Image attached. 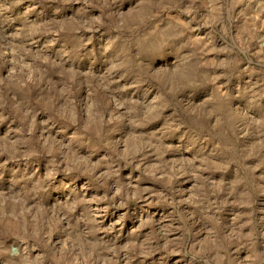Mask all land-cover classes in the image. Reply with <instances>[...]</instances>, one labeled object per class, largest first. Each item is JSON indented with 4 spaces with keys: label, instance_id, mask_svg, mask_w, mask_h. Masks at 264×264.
<instances>
[{
    "label": "clouds",
    "instance_id": "clouds-1",
    "mask_svg": "<svg viewBox=\"0 0 264 264\" xmlns=\"http://www.w3.org/2000/svg\"><path fill=\"white\" fill-rule=\"evenodd\" d=\"M71 2L63 0L64 4ZM75 2L81 4V0ZM183 2L130 0L127 7H121L117 6L118 0H83L82 7L73 10L70 15L57 16L62 9L54 8L52 17L45 18L42 23L26 25L10 35L0 30V59L11 53L10 62L13 65L7 78L0 77V89L22 90L28 82L44 83V75L49 69L60 70L66 77L56 88L55 97L52 95L51 81L45 85L49 103L56 100L52 104L55 119L51 116L40 119L41 134L36 141H33V134L41 110L26 98L17 99L16 95L12 96L9 105L3 91H0V108L10 107L22 121V126L17 128L9 124L5 134L0 136V157L7 155L12 161H29L42 153L51 157L43 161L39 168L33 165L36 170L42 169L40 176L36 175V170L30 171L26 164L9 168V160L0 163V169H6L9 173L7 178L0 173V264H122V260L123 264H132L137 255L146 257L160 250L159 240H163V250L171 248L172 254L180 255L178 249L182 250V238L168 239L176 231L174 219L162 226L165 219L162 213L158 216L149 210L147 218L144 212L139 215L133 213L137 224L128 229V234L135 235L145 228L153 231L146 233L143 240L137 237L136 240L122 241L117 246L115 241L118 237L106 238L100 234L114 232L117 224L123 230V216L105 227L98 216L107 209L90 215L83 212L77 214V208L81 205L108 200L107 194H92L89 198L85 185L79 186L78 190L71 181L57 179L62 172L65 176L77 172L92 176L104 184L115 180L116 194L123 195L121 206H124L127 200L145 198L144 192L148 190H131V185L121 183V162L125 166L134 164L137 157H141L138 167H142L143 160L147 159L143 154L154 155L159 163L147 167L145 174L166 180L169 185L182 175L195 174L198 170L194 167V160H183L181 167L163 160L168 151H191L194 137H190L188 143L174 145L165 143L166 138L155 130H144L147 123L163 115L168 107L183 113V118L178 112L170 113L165 118V129L175 132L187 129L177 140L183 141L194 128H206L219 141L218 151L200 145L210 156L201 159L199 171L227 173L231 169L233 175L216 179L201 175V182L190 190L187 199L176 200L178 191H174L173 197L152 195L158 197V202L172 203L174 208L185 203L193 205L197 211L189 212L187 219L198 216L196 222L211 223V228L207 223L202 225L208 236L199 252L195 253L204 257L214 254L211 260L205 258L204 264H225L226 261L227 264H264V251L257 247L258 241L264 240V216L256 219L255 210L237 214L233 218V226L227 228L222 227L218 215L241 185H244L245 191L241 193L240 206L253 207L256 190L253 179L261 186L259 194L264 195V173L255 175L264 168V158L253 165L245 163L264 152V113L253 115L250 108L251 103L264 100V81L244 88L237 84L226 92L224 89L228 88V84H220L219 81L231 82V76L243 61L231 55L223 59L206 58L209 52H236L249 59V67L244 68L243 72L255 73L257 69L251 66L249 56L255 43L258 50L252 55L256 64L264 69V35H260L264 32V20L261 19L264 16V0H206L209 15L203 20L202 27L218 26L222 38L230 37L233 30L236 32L231 45L219 48L210 34L189 35V32L195 31L190 28V22L186 24L175 16L165 17V13L179 8ZM195 3L196 0H191L181 11L195 19ZM3 8L0 5V9ZM91 8L101 9V15L89 14ZM106 22L114 34L103 38L100 55L105 57V62L99 75L91 65L81 68L73 59V53L86 48L91 38L85 41L80 36L76 46L63 48L58 59H52L41 50L33 53L28 46V42L40 31H55L57 34L94 32L99 31V26ZM86 55L94 58L97 50L93 48ZM29 56L33 58L31 63L26 62ZM36 60H41L48 68H42L35 63ZM91 64H95V59L91 60ZM211 68L224 71L216 74L209 71ZM121 81L127 82L122 87L113 88ZM148 82H155L158 89L146 88L139 96L133 93L132 97L135 98H118L119 93L127 92L130 88L138 89L142 83ZM209 84L216 87L205 91ZM81 88L84 94L77 98L75 92ZM101 93L107 94L108 104L113 105L111 111ZM249 94L251 100L245 102L244 98ZM7 119L0 112V123ZM60 121L64 123L57 127ZM110 125L115 126L108 127ZM54 127L55 133L51 131ZM252 129H256L261 137L255 153L246 152L232 140V137L238 140V134L248 135ZM91 133L98 138L99 145L84 139ZM98 146L108 148L110 152L107 156L108 170L100 175H96V171L101 163H92ZM200 155L203 156V153ZM233 165L236 167L233 168ZM61 189L67 191L61 192ZM147 199L150 200L151 196ZM261 210L264 211V208ZM180 218L186 226L184 214ZM241 220L244 222L239 223ZM153 243H157L155 249L152 248ZM233 244L237 252L247 250L244 256H237L234 261L228 253V248Z\"/></svg>",
    "mask_w": 264,
    "mask_h": 264
},
{
    "label": "rangeland",
    "instance_id": "rangeland-1",
    "mask_svg": "<svg viewBox=\"0 0 264 264\" xmlns=\"http://www.w3.org/2000/svg\"><path fill=\"white\" fill-rule=\"evenodd\" d=\"M130 3V0H118V5L121 7H127ZM191 3V0H184L182 4H180L179 8H173L169 12L165 13V17L167 16H175L179 19L183 20L186 24L190 22V28L195 30L189 32V35L195 37L197 35L205 36L211 35L214 39L216 47H222L226 45H231L232 38L236 35L235 30H233L232 35L230 37H223L219 31V27H202V22L209 15V9L206 7V0H196V3L193 7L196 11L193 13L195 19L192 16H188L184 14L181 9L186 7ZM83 0H81V4H77L75 0H72L71 3L64 4L63 0H0V5H3L4 8L0 9V30H4L6 35H10L14 33L17 29L24 28L26 25H30L33 23L39 24L44 21L45 18L52 17V9L61 8L62 12L57 13V16L70 15L71 12L77 8L82 7ZM115 7V6H114ZM243 7V6H241ZM255 7V5H253ZM101 9L99 8H91L89 9V14L91 15H101ZM264 20V16L261 17ZM113 30L109 27L107 22L103 26H99V31L94 32H81V33H66L61 32L57 34L55 31L53 32H45L40 31L37 32L33 37L32 41L28 42V46L33 53L41 50L45 55L52 56V59H58L59 55L63 48L67 47L72 49L76 46V41L80 36H83L85 41L91 38V43L87 45L86 48H82L79 52L73 53V59L75 63L81 67L86 68L91 65L92 69L97 72V74H102L99 70L104 65L105 57L100 55L102 50L101 46L103 44V38L113 35ZM260 35H264V32L260 33ZM19 43V41H17ZM95 48L97 50V55L94 58H90L86 53H90L91 50ZM258 50V45L253 43L249 52V56L251 57L252 64L251 66L257 71L255 73L243 72L244 68L249 67V59L245 58L243 55H239L236 52L232 53H214L209 52L206 57L209 60L214 59H223L227 58L231 55L233 58H238L242 60L243 63L240 64L238 70L231 76V82L228 80L219 81L220 84H228V88H225L224 91H229L235 85L239 84L241 88L248 87L251 84L264 81V69L260 68L256 62L255 57L252 55ZM55 54V55H53ZM111 55V53H109ZM95 59V64H91V60ZM11 61V53H7L4 55L3 59H0V77L7 78L9 76L10 70L13 65ZM33 58L29 56L26 62L31 63ZM36 64L41 65L42 68H48L47 64H42L41 60H36ZM210 72L220 74L223 72V69L211 68ZM66 79L65 75L60 70L49 69L47 73L44 75V83L35 84L28 82L24 85L22 90L18 89H0L3 91V95L5 99L8 101L9 105L12 103V96L16 95L17 99L26 98L28 101H31L38 109H40V116L37 117V126L36 131L33 134V141L39 139L41 134L40 127V119L46 117H53L54 110L52 104L56 102L55 99L49 103L48 94L45 90V85L48 81H51L52 87V95L55 97L56 88L62 84V82ZM127 81H121L120 85H113V88L122 87ZM215 84H209L205 91H209L215 88ZM151 88L152 90L158 89V85L155 82L142 83L140 87L130 88L127 92L119 93V96H123L125 98L132 97V94L135 93L136 96H139L144 89ZM75 92V89H73ZM77 98L84 94V89L81 88L79 92H75ZM102 97H104V102L107 104V108L109 111L112 110L113 105L108 104L107 102V94L101 93ZM135 98V97H132ZM58 99V98H56ZM245 102L251 100V95L249 94L244 98ZM62 103V101H61ZM251 114L259 116V114L264 113V100H257L255 103L250 104ZM0 112H3L5 116L8 117L7 120L0 123V136L5 134V129L8 128L9 124L12 125L13 128H17L22 126V121L20 118L11 111L9 108H0ZM178 112V114L183 118V113L179 112L178 109L173 107H168L164 109L163 115L159 118L151 120L147 123L145 131L147 130H155L158 135L164 136L165 143L176 144H184L188 143L190 137H194L193 140L194 147L191 151H183V152H174L168 151L163 160L169 162L170 165H174L175 167L183 166V160H194L195 161V169L198 171L195 174L182 175L178 179H173L171 185L166 180H160L152 178L145 174V169L151 166L153 163H159L156 156L148 155L144 153L143 155L147 156V159L143 160V166L138 167L141 163V157H137L136 163L124 165L123 162L119 165V177L121 183L123 185H131L132 189H147L148 191L144 192L145 198H137L134 200H127L124 203V206H121L122 200H124L123 195H117V185L115 180H109L107 184L102 182H97L92 176L89 175H81L80 173L74 172L71 176H65L62 172L60 177L57 179L63 178L66 181H71L73 183V187L85 185V190L89 193V198H91L92 194H96L99 196H103L107 194L109 197L108 200L102 201L100 203H91L81 205L77 208V214L83 212L86 215H90L92 213L97 212L98 210L107 209V212H102L98 216V219L103 222V225L107 227L110 223H115L120 217H124V227L121 230V226L119 224L116 225V230L112 233H101V236H105L106 238L115 236L118 239L115 241L117 246L120 245L122 241H132L136 240L137 237L140 240L146 238V233H152L151 228H145L143 231L131 235L128 234V229L133 225L137 224V218L133 213L139 215L141 212L145 213V218H147V212L151 210L159 214H163L165 219L162 226H166L171 223L174 219L173 227L176 229L171 235L168 236L170 240H176L178 238H182L181 240V249L180 255L172 254L171 248L167 251L162 249L163 240L157 241L161 245L160 250H156L153 254L148 256H139L133 260L132 264H204L205 258L211 260V256L214 254H208L206 257L195 255L196 252H199L200 246L203 244L205 238L208 236L207 230L203 228V224L207 223L208 228H211V223L207 221L196 222L199 220L197 216L194 219H187V214L189 212L197 211L193 205L190 204H180L178 208H174L172 203L164 202L163 200H159L156 195H152L153 193L162 194L164 197H173L174 191H178L179 194L175 196L176 200L187 199L191 194L190 190L197 186L201 181L199 177L202 175L205 178H219L224 176L225 178H230L233 175L231 169L227 173L218 171V170H203L201 169V159L204 156H210L208 151L200 148V145H205L208 149L219 150V141L215 137L214 134H211L206 128L199 129L194 128L192 132L189 133L188 136H185L183 141H179L176 138L181 135V133L187 131V129H181L180 132H175L172 129H165V118L169 116L170 113ZM14 121V123H13ZM214 122V121H213ZM63 121H60L57 124L59 127L63 124ZM115 125H110L108 127H114ZM122 127V126H121ZM106 130V129H105ZM51 131L53 133L56 132V128H52ZM71 131V129L69 130ZM115 135V133H114ZM231 135V134H230ZM240 135V138L237 140L236 137H232L234 143L238 146L243 147L246 152H257L258 151V141L261 137L258 135L256 129H252L248 135L243 136ZM86 141L91 140L93 144L99 145V140L96 138L94 133L89 134L84 138ZM199 150V151H198ZM203 153V156L200 153ZM110 155L109 149L103 146H98L97 150L93 154L92 163L100 162L101 166L96 171V175H100L101 172L107 171V156ZM261 158H264V152H260L259 156H254L253 159L246 161L247 165H253ZM51 159V157L46 154H40L38 156L32 157L29 161H12L9 160L7 155L0 157V163H3L5 160H9L8 167L11 168L13 165L17 167H23L25 164L31 170H36L33 168L35 164L37 168L43 163V161ZM236 166L233 165V168ZM207 168V166H206ZM42 169L36 170V175L40 176ZM0 173H3L5 178L8 176V172L6 169H0ZM261 173H264V168H261L259 172L255 175L259 176ZM243 175V173H241ZM253 184L255 186V191L253 194V207L245 208L241 207L239 200L241 197V193L245 191L244 185H241L235 195H232L228 201V204L223 208L221 212L218 213L219 218L222 221V227L231 228L233 226L232 221L233 218L237 214H243L246 212H251L255 210L256 219L264 216V211L261 209L264 208V195L259 194V189L261 186L258 182H255L253 179ZM67 191V189H61V192ZM115 197L114 199L112 197ZM151 196V199H147V197ZM223 195L221 199H223ZM215 200V197H212ZM126 214V215H125ZM181 214H184L185 219H187V224L185 226L184 222L181 220ZM241 220L239 223H243ZM159 231V228H157ZM247 231V229L245 230ZM157 243L152 244V248L155 249L157 247ZM172 247H175L173 245ZM257 247L264 251V240H260L257 243ZM246 249H241L239 252L236 251V245L233 244L228 248V253L230 254V258L234 261L237 256H244L246 254ZM195 257V258H194ZM123 264V260H122ZM227 264V261L225 262Z\"/></svg>",
    "mask_w": 264,
    "mask_h": 264
}]
</instances>
